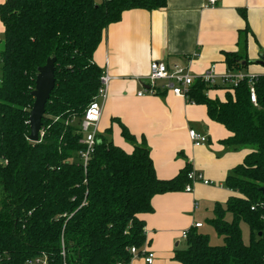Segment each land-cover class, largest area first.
Returning <instances> with one entry per match:
<instances>
[{
	"label": "trees",
	"instance_id": "16d2710c",
	"mask_svg": "<svg viewBox=\"0 0 264 264\" xmlns=\"http://www.w3.org/2000/svg\"><path fill=\"white\" fill-rule=\"evenodd\" d=\"M166 7V0H5L0 4V264H130V250L146 238L141 215L154 196L183 191L188 166L168 181L156 177L149 149L117 119L131 153L115 146L111 129L96 135L83 165L80 124L96 99L101 70L93 55L108 26L124 12ZM245 20V14H242ZM243 54H225L230 72L244 69ZM55 59L54 88L45 104L38 143L28 140L31 93L38 69ZM245 61V65H239ZM219 86V87H218ZM196 81L188 103L205 106L207 116L230 136L222 144L250 148L224 186L232 195L216 204L208 225L222 238L210 244L198 229L187 231L186 248L174 252L179 264H264V75L256 76V104L245 80L235 88ZM221 90L224 99L211 100ZM229 217V219H227ZM249 230L244 244L240 224Z\"/></svg>",
	"mask_w": 264,
	"mask_h": 264
},
{
	"label": "crops",
	"instance_id": "0c3cea01",
	"mask_svg": "<svg viewBox=\"0 0 264 264\" xmlns=\"http://www.w3.org/2000/svg\"><path fill=\"white\" fill-rule=\"evenodd\" d=\"M93 1L100 4L102 0ZM4 2L0 0V4ZM3 32L0 21L2 39ZM242 38L246 40V60L251 64L237 72L264 75V67L256 64L264 55V0H217L213 8H205L204 0H166V7L160 10L124 12L119 22L108 26L93 55L95 65L111 78L98 133L110 128L112 143L131 153L133 147L113 122L117 119L149 149L159 180H171L188 166L214 183H196L190 193L181 190L152 198L153 211L140 216L145 223L144 250L153 254L152 264H179L174 252L186 248L182 233L196 223L202 224L200 232L208 225L214 206L224 205L232 195L224 186L226 178L251 150L222 144L230 133L209 119L205 106L168 92L139 96L147 90L149 65L161 61L169 69H188L195 78L212 68L220 77L228 71L225 54H243ZM207 96L222 101L224 92L209 91ZM189 130L208 136V144L194 147ZM130 264L146 263L139 256Z\"/></svg>",
	"mask_w": 264,
	"mask_h": 264
},
{
	"label": "built area",
	"instance_id": "2783aa9c",
	"mask_svg": "<svg viewBox=\"0 0 264 264\" xmlns=\"http://www.w3.org/2000/svg\"><path fill=\"white\" fill-rule=\"evenodd\" d=\"M205 8H213L217 5V0H204ZM256 76L243 74L238 72H226L222 76H216L212 68L202 74L201 76L195 78L193 77L188 69L173 67L169 69L167 65L161 61H152L149 65V73L146 78L147 90L138 94L139 96L143 94L147 95H157L159 92H168L175 97H179L188 100L187 92L191 86L194 85L196 81H201L206 83L208 86H218L220 88H235L239 82L245 80L250 88V102L255 105L256 97L253 88L254 80ZM111 78L107 73H102L100 78V87L98 89L97 97L92 101L85 109L84 115L80 124V132L82 139L80 143L84 146L85 151L80 154L83 165L85 166L92 152L93 147L96 142V135L98 134V126L101 119L102 104L106 98L107 87ZM219 87V86H218ZM189 139L194 147H203L208 144V136L199 134L194 130H189ZM200 183L204 186H214V183L205 180L200 173L190 171L187 174V184L184 187V192L190 193L192 185ZM202 224L196 223L193 228L199 229ZM182 237L186 239L187 232L182 233ZM145 244L141 251L136 248L130 250L132 259L142 256L146 264H152L153 254L146 252L144 250ZM34 264H45L44 261L36 260Z\"/></svg>",
	"mask_w": 264,
	"mask_h": 264
},
{
	"label": "water",
	"instance_id": "95a60500",
	"mask_svg": "<svg viewBox=\"0 0 264 264\" xmlns=\"http://www.w3.org/2000/svg\"><path fill=\"white\" fill-rule=\"evenodd\" d=\"M54 64L55 59H48L45 65L38 69L35 87L31 93L34 102L28 119L30 129L28 140L32 143H38L40 139L41 121L45 112V104L49 100L55 84ZM256 64L264 67V55L260 56V61L256 62ZM239 65H245V61H240Z\"/></svg>",
	"mask_w": 264,
	"mask_h": 264
},
{
	"label": "rangeland",
	"instance_id": "374dc122",
	"mask_svg": "<svg viewBox=\"0 0 264 264\" xmlns=\"http://www.w3.org/2000/svg\"><path fill=\"white\" fill-rule=\"evenodd\" d=\"M2 41H3V39L1 37L0 38V50L2 48ZM227 72H230V71H227ZM209 99H211V98H209ZM211 100H214V99H211ZM135 144L138 145V146L142 145L140 140H136ZM240 229H241L242 239H243L244 244H248V241H249V230H248V227L244 223H241L240 224ZM201 231L204 234L208 235L211 245H213V246L222 245V238H220L211 227H208L207 224L204 225V228L201 229Z\"/></svg>",
	"mask_w": 264,
	"mask_h": 264
},
{
	"label": "bare ground",
	"instance_id": "6f19581e",
	"mask_svg": "<svg viewBox=\"0 0 264 264\" xmlns=\"http://www.w3.org/2000/svg\"><path fill=\"white\" fill-rule=\"evenodd\" d=\"M189 231V230H188Z\"/></svg>",
	"mask_w": 264,
	"mask_h": 264
}]
</instances>
